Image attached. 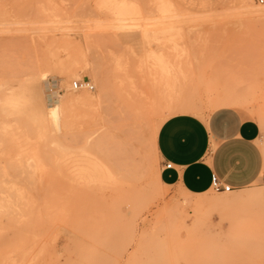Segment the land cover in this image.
<instances>
[{
  "label": "rangeland",
  "instance_id": "rangeland-1",
  "mask_svg": "<svg viewBox=\"0 0 264 264\" xmlns=\"http://www.w3.org/2000/svg\"><path fill=\"white\" fill-rule=\"evenodd\" d=\"M260 7L0 0V264H264V221L246 190L159 184L154 147L181 94L200 118L231 97L251 102L233 108L264 132V16L248 14ZM86 80L93 91L73 88ZM65 99L59 123L48 112ZM132 121L136 176L125 201L111 199Z\"/></svg>",
  "mask_w": 264,
  "mask_h": 264
},
{
  "label": "crops",
  "instance_id": "crops-1",
  "mask_svg": "<svg viewBox=\"0 0 264 264\" xmlns=\"http://www.w3.org/2000/svg\"><path fill=\"white\" fill-rule=\"evenodd\" d=\"M183 1L191 7H213L221 0ZM186 102L181 94L157 132L162 182L203 195L212 190V177L216 176L233 192L257 186L254 189L263 188L264 197V132L260 124L233 108L240 106L220 107L200 118L195 111L201 109ZM167 163L173 167L165 168ZM262 217L264 221V212Z\"/></svg>",
  "mask_w": 264,
  "mask_h": 264
},
{
  "label": "bare ground",
  "instance_id": "bare-ground-1",
  "mask_svg": "<svg viewBox=\"0 0 264 264\" xmlns=\"http://www.w3.org/2000/svg\"><path fill=\"white\" fill-rule=\"evenodd\" d=\"M119 9V12L118 15L119 16H124L126 15L127 13H129V10H130V6L124 2H121L119 4L116 5ZM125 9V11H124ZM248 14H257V15H260V16H264V7H260V8H257V9H252V8H249V13ZM257 34V33H256ZM258 35V34H257ZM258 37V36H257ZM75 45L79 46V42L78 41H74ZM77 42V43H76ZM80 81L78 82H75L73 83V88H74V85L75 84H78ZM81 82H85V81H81ZM87 83H89V86H92L93 88L92 89H88V90H80V91H93L94 90V85L91 83V81H88ZM75 89V88H74ZM77 90V89H75ZM79 91V90H77ZM160 93H158L159 95ZM27 95H28V99L30 101V107L33 108V111H37L40 107H42L40 104V97L37 98L35 96V94L33 93V91L31 90L30 92H27ZM162 95V93H161ZM234 98V97H233ZM236 98V97H235ZM231 99L229 98L227 101L226 100H223V103H221L220 105L217 106V109L220 108V107H229V106H240V107H251V102L249 103L248 101L244 100V99ZM239 98V97H238ZM68 100H63L61 101L60 104H55L54 106H52V108L49 109V112H48V116L51 117L52 119H55L57 120L59 123H61L62 121V111L65 109L66 105L68 104ZM40 103V104H39ZM44 109V108H43ZM38 114V113H37ZM39 115V114H38ZM46 115V114H45ZM40 116V115H39ZM46 117V116H45ZM43 117V119L45 118ZM47 118V117H46ZM140 118L138 117L136 120H139ZM46 120V119H45ZM139 123H135V122H131L130 123V127L128 128V133L126 134V140H125V145L126 147L124 148L123 150V156L121 155V158L119 160H122L123 163H122V170H123V180L120 179L121 183H119L118 185L116 186H112L110 190V198H119L121 199V201H123L124 199H127V196H128V193H129V190L128 188H126L127 186V179H129V177L133 178L134 176H136V173H135V168H136V164L135 162L132 160L131 158V153H132V149L133 146H134V143H133V137L137 134L138 132V125ZM140 127V126H139ZM156 136H157V132L155 133V139H154V147H155V151L157 152V149H156ZM83 146H84V150L85 152H89L90 151V148H92V146L96 143L94 137L92 135H86L84 137V140H83ZM95 146V145H94ZM91 154V153H90ZM88 155V154H87ZM115 161V160H114ZM102 164H105V166L107 165L106 163H102ZM117 165V164H116ZM119 165V164H118ZM101 166V165H100ZM113 166V165H112ZM121 167V166H119ZM107 168H109V166L107 165ZM104 169V170H103ZM110 169V168H109ZM119 168V170H121ZM103 170V171H102ZM113 170V169H112ZM87 171V170H86ZM102 173H101V182L105 181V179L107 178L106 176L107 175V169L106 167H104L103 165V168L101 169ZM100 171V172H101ZM111 172V171H110ZM109 174V173H108ZM112 174V173H111ZM115 175V174H114ZM115 177V176H114ZM113 177V178H114ZM113 178H112V181H113ZM122 178V176H121ZM134 179V178H133ZM116 180V177L115 179ZM156 180L159 182V184L162 183L161 179L159 177H156ZM109 181V180H108ZM107 181V183H108ZM115 182V181H114ZM111 182H109L110 184ZM113 183V182H112ZM108 186V185H106ZM105 186V187H106ZM103 187V186H102ZM104 187V189H105ZM109 187V186H108ZM107 188V187H106ZM110 188V187H109ZM102 189V188H101ZM104 191V190H103ZM106 191V190H105ZM107 192V191H106ZM104 192V193H106ZM109 192V191H108ZM107 192V193H108ZM103 193V194H104ZM106 193V194H107ZM231 193V192H230ZM105 194V195H106ZM108 197V195H106ZM105 196V197H106ZM109 198V199H110ZM240 199L241 200H244V201H247L250 203V205L256 207L259 209V211L261 212V214L264 212V197H263V193H262V189L259 188V189H253L252 191H244V192H241V195H240ZM181 200V199H180ZM180 200H176L178 204H180ZM125 201V200H124ZM124 203V202H123ZM181 203H185L187 204L186 200H183Z\"/></svg>",
  "mask_w": 264,
  "mask_h": 264
},
{
  "label": "built area",
  "instance_id": "built-area-1",
  "mask_svg": "<svg viewBox=\"0 0 264 264\" xmlns=\"http://www.w3.org/2000/svg\"><path fill=\"white\" fill-rule=\"evenodd\" d=\"M256 2L259 5H264V0H256ZM89 80H86L85 82H79L78 84L74 85V88L77 90H88V89H92V86H89V83H87ZM173 167V165L171 163H167L165 164V168L167 169H171ZM212 190L216 193H230L233 192V189L230 186L227 185H223L221 183V181L216 177L213 176L212 177Z\"/></svg>",
  "mask_w": 264,
  "mask_h": 264
}]
</instances>
